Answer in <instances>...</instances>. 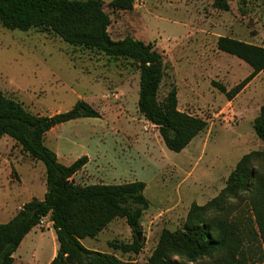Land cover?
<instances>
[{
	"label": "rangeland",
	"instance_id": "rangeland-1",
	"mask_svg": "<svg viewBox=\"0 0 264 264\" xmlns=\"http://www.w3.org/2000/svg\"><path fill=\"white\" fill-rule=\"evenodd\" d=\"M111 1L103 0L110 37L149 42L163 56L158 102L175 88L177 108L207 123L183 150L168 149L158 127L139 112L135 62L70 45L46 29L10 30L0 23V90L35 115L65 112L78 99L98 110L99 118L56 125L44 144L64 165L88 156L72 176L75 184L145 182L148 208L140 219L145 244L138 254L113 246L133 240L122 217L81 242L122 260L149 264L163 229L181 228L192 203L202 205L216 196L243 155L258 151L264 156V143L253 128L264 104V69L229 99L217 85L228 91L252 69L216 46L221 36L264 46V0H225L228 9L216 6L215 0H134L130 10L114 9ZM253 169L251 187L259 184L264 191V160L254 161ZM44 187L43 163L12 138H0V222L30 199H41ZM232 206L241 225L254 226L249 200ZM48 222L44 217L24 237L12 264H47L54 240L57 244ZM244 251L247 264H264L258 239L246 238Z\"/></svg>",
	"mask_w": 264,
	"mask_h": 264
},
{
	"label": "trees",
	"instance_id": "trees-1",
	"mask_svg": "<svg viewBox=\"0 0 264 264\" xmlns=\"http://www.w3.org/2000/svg\"><path fill=\"white\" fill-rule=\"evenodd\" d=\"M133 2L112 0L110 6L130 10ZM215 4L228 9L225 0H215ZM0 23L10 30L46 29L70 45L135 62L139 71L138 110L158 127L165 146L172 151L183 150L207 125L204 119L177 108L175 88L158 102L157 90L164 68L162 54L151 43L131 36L113 40L108 31L111 20L103 8V0H0ZM216 46L252 69L228 91L217 85L231 99L264 69V46L226 36L219 37ZM85 117L99 118L100 113L83 99H78L65 112L35 115L0 90V138H12L32 159L43 163L46 186L42 199H30L12 218L0 222V264L13 263V253L24 237L46 216L58 243L48 264H137L112 253L89 249L81 239L96 237L113 219L122 217L134 234L133 240L113 246L122 252L138 254L145 244L140 236V219L148 208L145 182L75 184L72 176L87 164L88 156L82 155L64 165L44 144L46 133L56 125ZM253 128L264 143V104ZM261 156L258 151L243 155L216 196L202 205L192 203L181 228L163 229L149 264H247L246 238L258 239L264 249V191L259 184L251 187V178L256 175L253 162L264 160ZM246 200L250 203L252 227L241 225L240 219L233 215L232 205Z\"/></svg>",
	"mask_w": 264,
	"mask_h": 264
},
{
	"label": "crops",
	"instance_id": "crops-1",
	"mask_svg": "<svg viewBox=\"0 0 264 264\" xmlns=\"http://www.w3.org/2000/svg\"><path fill=\"white\" fill-rule=\"evenodd\" d=\"M57 158H58V160H60L59 157H58V155H57ZM45 190H46V189H45V187H44L43 196H44ZM42 198H43V197H42ZM42 198H41V199H42ZM48 225H49L48 228H51L52 231H53V237H56V235H55V231H54V229H53V227H52V223H51L50 221L48 222ZM36 227H37V226H35L30 232L34 231V229H35ZM30 232H29V233H30ZM29 233H28V234H29ZM28 234H27V235H28ZM27 235H26V236H27ZM81 240H82V239H81ZM54 242H55V244H54V249H53V252H52L50 258L48 259L47 264H48L49 261L54 257V255H55V253H56V250H57V248H58V243L56 244V241H55V240H54Z\"/></svg>",
	"mask_w": 264,
	"mask_h": 264
},
{
	"label": "built area",
	"instance_id": "built-area-1",
	"mask_svg": "<svg viewBox=\"0 0 264 264\" xmlns=\"http://www.w3.org/2000/svg\"><path fill=\"white\" fill-rule=\"evenodd\" d=\"M43 218H44V217H43ZM43 218H42V219H43Z\"/></svg>",
	"mask_w": 264,
	"mask_h": 264
}]
</instances>
